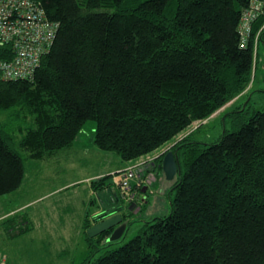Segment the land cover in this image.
Returning <instances> with one entry per match:
<instances>
[{
  "label": "trees",
  "instance_id": "trees-1",
  "mask_svg": "<svg viewBox=\"0 0 264 264\" xmlns=\"http://www.w3.org/2000/svg\"><path fill=\"white\" fill-rule=\"evenodd\" d=\"M30 1L58 29L30 79L0 81V197L22 184L19 151L43 160L94 121L98 150L133 164L170 146L144 173L163 174L171 152L179 178L167 216L87 264H264V110L238 109L235 129L212 144L181 134L248 91L264 9L241 47L238 24L251 0ZM117 173L89 185L109 192ZM20 223L19 234L29 229Z\"/></svg>",
  "mask_w": 264,
  "mask_h": 264
},
{
  "label": "rangeland",
  "instance_id": "rangeland-1",
  "mask_svg": "<svg viewBox=\"0 0 264 264\" xmlns=\"http://www.w3.org/2000/svg\"><path fill=\"white\" fill-rule=\"evenodd\" d=\"M258 53L253 79L245 96L227 113L211 118L203 125L189 127L182 135L191 132L192 141L212 144L223 132L235 129L238 119L235 112L238 109L245 110V113L264 110L262 42L259 43ZM5 116V112L0 110V120ZM95 126L94 121H87L78 134L77 138L87 147L84 151L62 150L43 160L28 159L25 151H19L24 158L22 184L15 192L0 197V253L7 258L9 264L93 263L105 252L129 242L141 232L146 222L170 213L171 201L175 196L173 185L179 178L178 172L174 180L167 181L158 170L151 171L148 173L154 178L151 185L136 187L139 181H131L130 185H134L136 190L128 191L127 195L134 194V198L118 202L116 200L121 191L115 186L114 176L109 180L112 190L104 200L96 192L91 194L88 182L74 183L99 171L104 174L116 161H120L116 154L95 148ZM88 147H93L95 151ZM181 167L183 172L184 168ZM142 187L147 189L146 194L139 191ZM102 204L106 206L104 211ZM131 205L136 206L130 209ZM103 212H111L109 215H126L123 233L116 241H98L97 237H89L83 227L86 217L97 218ZM24 218L29 222V229L19 234L18 228L24 226L20 223ZM110 243L112 244L109 245Z\"/></svg>",
  "mask_w": 264,
  "mask_h": 264
},
{
  "label": "built area",
  "instance_id": "built-area-1",
  "mask_svg": "<svg viewBox=\"0 0 264 264\" xmlns=\"http://www.w3.org/2000/svg\"><path fill=\"white\" fill-rule=\"evenodd\" d=\"M263 9L264 0H251L242 11L238 24L241 47H246L252 26ZM57 29L58 24L49 21L43 9L33 1L0 0V81L30 79L42 57L49 52ZM154 159L148 158L118 171L116 183L119 188L128 192L131 181L136 179L139 181L136 187L151 185L154 178L144 171ZM133 195L123 194L129 200L134 198ZM0 264H7L1 253Z\"/></svg>",
  "mask_w": 264,
  "mask_h": 264
},
{
  "label": "water",
  "instance_id": "water-1",
  "mask_svg": "<svg viewBox=\"0 0 264 264\" xmlns=\"http://www.w3.org/2000/svg\"><path fill=\"white\" fill-rule=\"evenodd\" d=\"M161 165L165 179L167 181L173 180L178 172V166L174 154L171 152L166 153L162 159ZM145 191V188L141 189V193H145ZM132 207L133 205L130 206V209H132ZM124 225L125 224H123L121 213H118L96 222L87 229V233L89 237H97L102 233L110 232L107 241L112 242L120 238L121 234L123 233Z\"/></svg>",
  "mask_w": 264,
  "mask_h": 264
},
{
  "label": "crops",
  "instance_id": "crops-1",
  "mask_svg": "<svg viewBox=\"0 0 264 264\" xmlns=\"http://www.w3.org/2000/svg\"><path fill=\"white\" fill-rule=\"evenodd\" d=\"M245 96V94L244 95H242V96H240V97H238L237 99H235L234 101H232V102H230L229 104H227L224 108H222V109H220L218 112H216L214 115H212L211 117H210V119L211 118H217V117H219V116H222L223 114H225V113H227L228 112V110L229 109H231L238 101H240L241 100V98H243ZM209 119V120H210ZM206 123V122H205ZM88 148H93V147H88ZM96 148V147H95ZM170 148V146L169 147H166L164 150H162V151H160L158 154L156 153L155 155H151V156H149V157H152V158H154L155 156H158V155H162V153H164L165 151H167L168 149ZM66 150H78V151H84V150H87V147L85 146V144L82 142V141H80L78 138L75 140V142L72 144V146L70 147V148H68V149H66ZM91 150H94L95 151V149L93 148V149H91ZM59 152H61V151H59ZM57 154V153H56ZM120 160V159H119ZM142 160H144V159H142ZM130 165H132V163H130V164H125V163H123V162H121V161H116V163L112 166V167H109L108 168V172H106V173H104L103 174V172L102 171H99V172H97V173H95V174H93V175H91V176H89L88 178H84V179H79V180H77V181H75L74 183H78V182H82V181H84V182H90L91 180H93V179H97V178H100V177H103V176H107V175H112V174H114V173H116V172H118V171H120V170H123V169H125V168H127V167H129ZM20 188V187H19ZM18 188V189H19ZM89 188L91 189V194L92 193H95V191L90 187V185H89ZM107 191H104V192H99V193H97V194H99V195H101V199L102 200H104V198H106V196H107ZM98 195V196H99ZM114 198V197H113ZM119 201V199L118 200H116V202H118ZM102 202V201H101ZM136 205H133V207H135ZM101 207H102V211H104V209H105V205L104 204H102L101 205ZM132 207V208H133ZM101 210H99V212H100ZM104 213V212H103ZM108 216H113V215H108ZM96 216H93V217H86L85 218V220H84V223L86 222V220L88 219L89 221H90V223H91V226L93 225V224H95V222L93 221L94 220V218H95ZM83 223V224H84ZM83 227H84V225H83ZM7 259V258H6ZM7 262H8V260H7Z\"/></svg>",
  "mask_w": 264,
  "mask_h": 264
},
{
  "label": "flooded vegetation",
  "instance_id": "flooded-vegetation-1",
  "mask_svg": "<svg viewBox=\"0 0 264 264\" xmlns=\"http://www.w3.org/2000/svg\"><path fill=\"white\" fill-rule=\"evenodd\" d=\"M110 235V234H109ZM109 235L107 237H109Z\"/></svg>",
  "mask_w": 264,
  "mask_h": 264
}]
</instances>
